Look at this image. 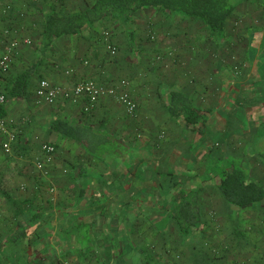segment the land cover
I'll list each match as a JSON object with an SVG mask.
<instances>
[{
  "label": "crops",
  "instance_id": "crops-1",
  "mask_svg": "<svg viewBox=\"0 0 264 264\" xmlns=\"http://www.w3.org/2000/svg\"><path fill=\"white\" fill-rule=\"evenodd\" d=\"M239 1H243L245 38L251 43L264 41L262 1ZM89 2L91 0H0V53L9 39L19 40L11 66L0 78V93L24 65L35 61V49L41 41V14L52 7L76 11ZM256 4L260 10L258 17L253 9ZM114 29L110 32L117 48L114 56L103 41L102 24L80 35L57 38L46 60L30 76L26 98L6 96V101L0 103L5 112L3 118L18 132L12 143L15 151L25 154L35 147L38 153L40 141L53 142L56 147L53 159L45 164L51 163L49 180L61 192L59 197H33L34 187L41 179L36 173H27L26 159L21 155L13 157L25 165L14 173H8L6 165L16 160L0 162V191L8 195L0 197V233L7 234L15 219L22 217L16 216V204L24 209V217L31 214L38 217L27 229L20 264H64L65 260L72 264H178V260L173 261V254L178 258L186 257L187 261L192 257L193 264L199 263L197 254L201 245L196 242L208 237V226L205 225L201 238L192 240L180 236L174 222L166 218L170 205L166 200L176 191L171 188L172 176L177 179L179 188L201 187L200 197H221L214 174L221 169L224 157L230 155L229 140L235 132H252L251 138L256 137L257 126L250 131V121L261 122L262 118L257 115L258 103L262 100L250 89L251 83L237 81L230 72L233 63L228 57L220 63L212 54V62L206 66L202 60L204 55L195 52L187 68L171 65L163 82L154 83L149 73L145 76L140 67L129 65L137 57L144 54L146 57V49L135 40L131 46L127 40L123 41L124 27L116 25ZM26 37L29 43L22 42ZM30 43L35 46L32 51L27 48ZM251 53L252 50L244 54L249 63ZM123 74L130 77L128 88L137 105L133 115H127L123 105L108 95L100 97L95 108L85 113L81 111V103L59 99L47 104L35 99L34 90L41 78L68 87L85 77L107 85ZM189 74L193 77H188ZM238 89L249 102L244 113L231 124L221 110L227 111L225 107L233 100L231 97L238 94ZM173 90L189 96L201 110L204 121L201 126L187 123L182 116L174 118L168 114L165 104ZM257 92L262 94L261 89ZM37 103L43 106L42 111L35 108ZM238 104L241 109L244 107L243 101ZM53 115L105 129L113 135L115 147L88 155L76 142L49 132L48 121ZM243 165L249 171L250 166ZM20 183L29 186L26 192L16 190V184ZM36 194L39 195L38 191Z\"/></svg>",
  "mask_w": 264,
  "mask_h": 264
},
{
  "label": "rangeland",
  "instance_id": "rangeland-1",
  "mask_svg": "<svg viewBox=\"0 0 264 264\" xmlns=\"http://www.w3.org/2000/svg\"><path fill=\"white\" fill-rule=\"evenodd\" d=\"M72 1L82 2L86 0ZM261 1L264 7V0ZM258 4L253 7L256 17L259 16L260 12V10H257L259 7ZM7 9L9 10V8ZM244 18L243 1H239L236 4L235 11L232 12L226 21L227 36L225 42L216 43L211 42V39L208 38L206 27L197 18L171 16L151 8L138 10L132 15V20L127 26L129 29H133L135 33V43L142 45L143 49H146V57L145 54L141 57H135L136 60L129 65H137L136 67H140L142 71H145V76L149 73V77H151L154 83H161L163 82L164 75H166L165 73L170 72L171 68L169 69V67L171 65L177 68H187L190 65L188 61H192V56L195 52H198V55H204L202 60L206 66L212 62V54L216 55L218 57L217 59H220V63L227 60L228 57V60L233 63L230 65L232 66L230 72H233L234 77L238 79L237 81L240 84L251 83L252 87L250 89L252 88L256 96H259L260 100H262V102H257L259 106L258 115L256 113L262 120L259 124H254L250 121L252 124L250 131L255 130L254 125L257 126L255 130L256 137L254 138H251L252 132L245 134L235 132L227 144V151L236 160L241 159L243 164L250 166L249 173L251 177L264 185V159H261L262 157L264 158V53L261 52L260 54V51H264V41L260 43L248 42L247 38H245L246 27L243 24L245 22ZM113 29L114 27H112ZM124 36L123 41H126L125 33ZM213 38L219 41L217 37ZM103 41H107V39ZM34 47L32 43L27 46L30 50ZM251 50L252 53L248 57L251 60L250 63L255 65V67L244 57L245 52L249 51L250 53ZM217 53L219 54L217 55ZM190 55L191 57L189 58ZM107 61L110 62L112 60L108 59ZM158 69L160 70L158 71ZM152 73L154 74L153 76H151ZM190 76L193 77L192 74H189L188 77ZM117 77L130 78L128 74L118 75ZM259 89L262 91L260 95L257 92ZM216 91L215 89L213 92L214 96L217 95ZM241 91V89H238V94L231 97L233 100H230V104L225 107L227 111L224 112L223 109L221 110L224 115H227L228 121L231 124L235 118L237 119L240 113H244V108L248 106L247 102L249 100L242 95ZM242 101L244 107L241 109L238 103ZM37 104H35L37 106L35 108L42 111L43 106ZM222 106L224 107V105ZM124 112L127 115H133L136 110L132 114H128L125 109ZM8 126L18 134L17 129L13 128L11 124H8ZM214 145L219 147L218 143ZM12 146L13 144L11 145L9 153H4L0 150V162L2 160H16L21 155L26 159V162H24L26 165L22 162L18 163L19 160L17 159V162L7 163L6 166L9 167L7 168V172L14 173L16 169H19V166L24 167L25 165L28 174L33 175V173H36L41 179L38 182L40 186L37 185V187H34L33 191L35 193H33V197L61 196V192L57 190L58 187L52 183L53 181L49 180L51 163L49 166L48 164H44L42 171L38 170L35 166V162L42 157L39 142L38 153L35 147L30 148L31 152L28 153L27 151L23 154V152L15 151L16 148ZM10 153H16V155H10ZM28 187L25 184H16V190H19L18 192H26ZM36 191H38L39 195L36 194ZM0 197L4 196L0 195ZM200 202L203 216L208 226L207 230L209 231L208 237L206 236L205 239L202 238L197 242L194 240L201 245L198 248L199 253L197 254L200 264H264V204L233 211L226 205L222 196L201 197ZM218 243L223 246H217ZM219 246L220 248H218ZM191 247L195 248L196 244H192ZM173 255H175L173 256V261H175L174 259L178 260V264H193L194 258L192 259V257H189L187 261L186 257L178 258L176 254Z\"/></svg>",
  "mask_w": 264,
  "mask_h": 264
},
{
  "label": "trees",
  "instance_id": "trees-1",
  "mask_svg": "<svg viewBox=\"0 0 264 264\" xmlns=\"http://www.w3.org/2000/svg\"><path fill=\"white\" fill-rule=\"evenodd\" d=\"M236 2L235 0H91L85 8L76 11H60L52 7L41 14V41L35 49L37 50L35 61L24 65L5 85L3 93L13 99L26 98L30 76L46 60L53 41L62 36L80 35L86 29L102 24V34L107 32L108 40L112 42L110 31L112 27L120 25L124 27L127 44L131 46L134 44L135 33L127 25L131 22L132 15L141 9L151 8L171 16L197 18L206 27L211 42H225L226 21L232 14ZM213 37H217L219 41L214 40ZM104 42L106 44V41ZM165 108L170 116L174 118L182 116L183 120L193 126L197 124L201 126L204 122L201 119V110L181 91L169 92ZM81 111L83 112L82 109ZM4 116L5 112L0 104V117ZM48 130L76 142L88 155H95L115 147L111 133L82 120L53 115L48 121ZM1 138L0 135V141ZM45 142L54 147L53 159L55 144ZM224 160L221 169L214 175L217 178L216 188L226 205L231 210L237 211L264 204V185L251 177L241 159L236 160L227 155ZM172 177L174 185L171 188H176V191L166 200L167 204L170 202L166 210V218L174 222L180 236L192 240L195 237L201 238L206 225L200 202L201 187L179 188L177 179L175 176ZM0 192L8 197L4 191ZM15 208L16 216L22 215V217L15 219L11 231L7 234L0 233V264H20L25 252L24 239L27 237V229L38 221V217L34 214L24 217V209L20 204H16Z\"/></svg>",
  "mask_w": 264,
  "mask_h": 264
},
{
  "label": "built area",
  "instance_id": "built-area-1",
  "mask_svg": "<svg viewBox=\"0 0 264 264\" xmlns=\"http://www.w3.org/2000/svg\"><path fill=\"white\" fill-rule=\"evenodd\" d=\"M7 32V31H6ZM104 39L106 41V48L110 55L114 56L117 53L116 47L113 42H109L107 32H104ZM22 42L29 43L28 38L22 39ZM19 45V40L11 38L6 43L5 48L0 53V78L3 77L9 70L13 54ZM129 80L120 78L110 84L98 83L90 77H85L77 80L72 85L65 87L60 84L51 83L47 79H40L35 90L34 95L36 102L52 104L59 99L69 101L71 103H81L83 112H90L93 110L100 97L104 95L111 96L118 100L128 114H132L136 110V102L129 92ZM6 101L4 93H0V103ZM0 135L3 139L0 141V150L4 153H9L11 145L16 139V132L11 129L4 118L0 117ZM39 149L42 157L35 162L38 170H43L45 163L51 162L54 147L45 142H39ZM64 264H72L65 260Z\"/></svg>",
  "mask_w": 264,
  "mask_h": 264
}]
</instances>
